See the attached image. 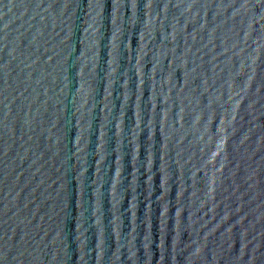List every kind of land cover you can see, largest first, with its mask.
<instances>
[{"label": "water", "instance_id": "95a60500", "mask_svg": "<svg viewBox=\"0 0 264 264\" xmlns=\"http://www.w3.org/2000/svg\"><path fill=\"white\" fill-rule=\"evenodd\" d=\"M264 151V0H0V264H213Z\"/></svg>", "mask_w": 264, "mask_h": 264}]
</instances>
